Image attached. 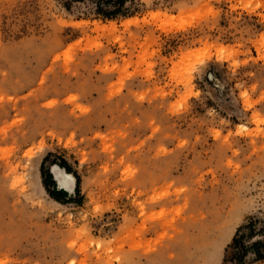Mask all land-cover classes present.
I'll return each mask as SVG.
<instances>
[{
	"label": "rangeland",
	"instance_id": "374dc122",
	"mask_svg": "<svg viewBox=\"0 0 264 264\" xmlns=\"http://www.w3.org/2000/svg\"><path fill=\"white\" fill-rule=\"evenodd\" d=\"M125 6L0 0V264H264V0Z\"/></svg>",
	"mask_w": 264,
	"mask_h": 264
},
{
	"label": "trees",
	"instance_id": "16d2710c",
	"mask_svg": "<svg viewBox=\"0 0 264 264\" xmlns=\"http://www.w3.org/2000/svg\"><path fill=\"white\" fill-rule=\"evenodd\" d=\"M127 2H132L133 0H95L96 13L105 18H114L118 15L125 16L130 13V9L125 5ZM69 171L68 167L64 164H60ZM50 177V176H49ZM76 179V188L79 186V177L75 175ZM263 219L258 217H251L249 222L246 224L248 232L245 234H239L240 229L237 230L236 237L232 242V251L228 257L224 258V261H236L237 263H242L244 259V254L247 251V248H252L254 254L259 259H264V252H261L258 247L264 245V242L257 240L252 242L250 246L245 244V238L250 236L254 231V226L258 222H262Z\"/></svg>",
	"mask_w": 264,
	"mask_h": 264
},
{
	"label": "bare ground",
	"instance_id": "6f19581e",
	"mask_svg": "<svg viewBox=\"0 0 264 264\" xmlns=\"http://www.w3.org/2000/svg\"><path fill=\"white\" fill-rule=\"evenodd\" d=\"M57 168H58V166H53V169L51 171L52 174H54L53 175L54 180L59 184V187L60 188H62L64 190L65 189L66 190H69L70 189V186L67 187V186L63 185V180L62 179L64 178L65 180H67L69 182L71 180L74 183V177H73V175H71L70 173L64 171L63 168H61V167L58 168L59 170Z\"/></svg>",
	"mask_w": 264,
	"mask_h": 264
}]
</instances>
